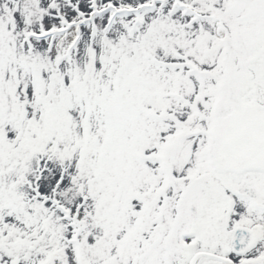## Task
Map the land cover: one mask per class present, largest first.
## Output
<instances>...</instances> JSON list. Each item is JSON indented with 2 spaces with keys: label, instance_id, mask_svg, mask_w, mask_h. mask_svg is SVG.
Instances as JSON below:
<instances>
[{
  "label": "snow or ice",
  "instance_id": "obj_1",
  "mask_svg": "<svg viewBox=\"0 0 264 264\" xmlns=\"http://www.w3.org/2000/svg\"><path fill=\"white\" fill-rule=\"evenodd\" d=\"M0 264H264V0H0Z\"/></svg>",
  "mask_w": 264,
  "mask_h": 264
}]
</instances>
